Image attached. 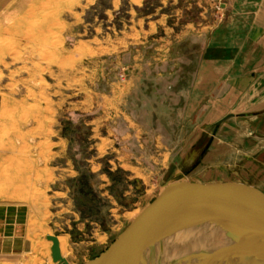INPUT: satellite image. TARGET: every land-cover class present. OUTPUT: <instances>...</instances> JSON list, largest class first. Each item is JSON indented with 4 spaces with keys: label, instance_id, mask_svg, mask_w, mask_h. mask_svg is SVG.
I'll return each instance as SVG.
<instances>
[{
    "label": "rangeland",
    "instance_id": "374dc122",
    "mask_svg": "<svg viewBox=\"0 0 264 264\" xmlns=\"http://www.w3.org/2000/svg\"><path fill=\"white\" fill-rule=\"evenodd\" d=\"M221 2L0 0V264L95 258L178 173L260 186L264 63L193 90L200 37L258 35Z\"/></svg>",
    "mask_w": 264,
    "mask_h": 264
},
{
    "label": "water",
    "instance_id": "95a60500",
    "mask_svg": "<svg viewBox=\"0 0 264 264\" xmlns=\"http://www.w3.org/2000/svg\"><path fill=\"white\" fill-rule=\"evenodd\" d=\"M219 126L220 122H217L216 129ZM183 188L192 194L180 200L179 206L206 198L216 201L222 209H235L240 211V216L248 215L249 222L264 218V203L253 204L236 193L227 197L218 192L248 190L264 200V193L252 184H195L188 181L182 173H178L177 178L167 182L158 196L103 252L83 264H264V222L260 223L253 234L230 244L227 247L229 250L197 249L195 247L199 246L198 244L192 246L194 242L188 243L191 239L186 240L187 243L170 241L174 232L167 230L169 223L164 218L168 207L160 209V205L173 192ZM47 239L52 241L53 260L65 261L60 253L58 238L48 235Z\"/></svg>",
    "mask_w": 264,
    "mask_h": 264
},
{
    "label": "crops",
    "instance_id": "0c3cea01",
    "mask_svg": "<svg viewBox=\"0 0 264 264\" xmlns=\"http://www.w3.org/2000/svg\"><path fill=\"white\" fill-rule=\"evenodd\" d=\"M224 11H232L237 15L248 13L252 17V28L258 33L255 38H240L236 36V40H231L223 32L212 33L210 35L204 34L202 38L204 48L201 56V66L197 72L200 82L195 83L193 90H200L202 93L210 90V76L219 74L216 70L219 62L222 63L219 70L222 77L234 74L242 75L246 66L262 68L264 63V0H225ZM242 12V13H240ZM242 16V17H243ZM246 17V16H245ZM245 21V20H244ZM245 23V22H244ZM250 25V26H251ZM226 62L227 66L223 65ZM263 62V63H262ZM219 69V68H218ZM264 115V113H263ZM260 128L264 131V116L259 121ZM250 139L255 144V139L261 140L263 143L256 150L247 151L250 154H245L248 163L251 164L253 172L256 171L260 175V186H254L264 193V132ZM252 149V148H251ZM229 182V181H228ZM230 182L246 184L238 179ZM246 191V195L253 197L255 202L258 201V196Z\"/></svg>",
    "mask_w": 264,
    "mask_h": 264
},
{
    "label": "bare ground",
    "instance_id": "6f19581e",
    "mask_svg": "<svg viewBox=\"0 0 264 264\" xmlns=\"http://www.w3.org/2000/svg\"><path fill=\"white\" fill-rule=\"evenodd\" d=\"M0 11L1 13L4 12L2 9ZM232 116L235 117V114L233 113ZM185 190L189 191L188 189ZM228 191L230 193L227 194L229 195L227 197H232L236 193V195L244 197L253 204L264 203V200L260 197L255 202L253 197L246 195L245 190ZM218 192H222L221 194L224 195L222 190H218ZM182 199L183 197L179 199L173 192L160 205V209L168 207V213H166L164 218L169 223L167 230L174 232V235L170 238L171 240L169 239L173 243H176L177 240L185 243L186 240L191 239V242L188 243L194 242L192 246L198 244L199 246L195 247L197 249L221 248L222 250H229L227 247L230 244L253 234L259 228L260 223L264 222V218L249 222L248 215L240 216V211L235 209H222L216 201L206 198H200L179 206ZM149 204L150 202L139 214L138 211L129 214V221L134 222Z\"/></svg>",
    "mask_w": 264,
    "mask_h": 264
},
{
    "label": "built area",
    "instance_id": "2783aa9c",
    "mask_svg": "<svg viewBox=\"0 0 264 264\" xmlns=\"http://www.w3.org/2000/svg\"><path fill=\"white\" fill-rule=\"evenodd\" d=\"M216 2H217V4L220 6V5H222V2H221V0H215Z\"/></svg>",
    "mask_w": 264,
    "mask_h": 264
}]
</instances>
